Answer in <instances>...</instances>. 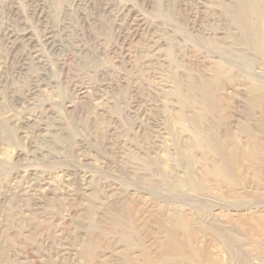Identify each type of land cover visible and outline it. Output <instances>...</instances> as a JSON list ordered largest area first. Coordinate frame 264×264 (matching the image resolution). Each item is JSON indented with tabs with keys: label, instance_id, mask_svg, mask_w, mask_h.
Returning a JSON list of instances; mask_svg holds the SVG:
<instances>
[{
	"label": "rangeland",
	"instance_id": "374dc122",
	"mask_svg": "<svg viewBox=\"0 0 264 264\" xmlns=\"http://www.w3.org/2000/svg\"><path fill=\"white\" fill-rule=\"evenodd\" d=\"M38 1L0 0V264H264V0Z\"/></svg>",
	"mask_w": 264,
	"mask_h": 264
},
{
	"label": "bare ground",
	"instance_id": "6f19581e",
	"mask_svg": "<svg viewBox=\"0 0 264 264\" xmlns=\"http://www.w3.org/2000/svg\"><path fill=\"white\" fill-rule=\"evenodd\" d=\"M30 1V3H32L34 0H29ZM75 1V9H81V3L79 2H77V0H74ZM84 1V0H83ZM47 3H48V0H39L38 1V3L37 4H41V6L43 7V10L41 11L42 13L44 12V11H46V7H47ZM47 9H48V7H47ZM105 10V9H104ZM105 12V11H104ZM49 13V12H48ZM108 13H111V10H109V12ZM45 22H48V16H46L45 17V19H43V18H41V19H39L38 20V23L39 24H41V25H43V24H45ZM62 23L63 24H65V26H66V23H67V21H65V20H63L62 21ZM195 23V22H194ZM40 25V26H41ZM44 27H46L45 25H44ZM7 32V31H6ZM12 33V32H11ZM7 34V33H6ZM57 33H56V30L54 31V29H51V28H45L44 29V31H43V40H44V44L48 47V49H49V51H53V52H55L58 48H59V44H58V37H57ZM11 36H13V35H11ZM16 36V35H15ZM5 37H6V35H5ZM3 38V37H2ZM14 38V37H13ZM5 39V38H4ZM2 40V39H1ZM6 40V39H5ZM5 43L4 44H8V42L7 41H4ZM12 44V43H11ZM14 45V44H13ZM12 45V46H13ZM7 49V48H6ZM76 50V49H75ZM12 51V50H11ZM13 52V51H12ZM8 52H6V54H7ZM9 53H11V52H9ZM18 56V55H17ZM10 57V56H9ZM17 58H22V57H17ZM31 58V57H30ZM34 58H35V60H37L38 61V63H37V61L36 62H32V66L34 65L35 67H36V69L38 68V70H42L43 69V58L41 57V56H39V55H35L34 56ZM25 59V60H24ZM15 59H12L11 58V63L13 62H15L14 61ZM26 58H23V59H20V65H19V67L16 69L15 67L13 68V67H11L10 68V66H8V60L6 61V63L4 64V66L1 68L2 70H3V74H4V77H3V82H4V84L7 86V82H8V80L10 79V80H12L13 78H22V79H24V80H29V82H33V79L36 77V75H30V74H28V71H30V68H28L27 67V64H26ZM30 61H32L31 59H30ZM29 61V62H30ZM19 62V61H18ZM17 62H15V64H16ZM17 64H19V63H17ZM8 66V67H7ZM4 68H5V70H4ZM6 69H9L12 73H10V74H7V73H5V72H8V71H6ZM2 70H1V72H2ZM45 70V69H44ZM43 70V71H44ZM5 71V72H4ZM9 73V72H8ZM33 73H35V72H33ZM42 73V72H41ZM43 73H45V72H43ZM2 75V74H1ZM2 77V76H1ZM43 78V77H42ZM37 82V81H36ZM34 83V82H33ZM33 83H31V84H33ZM37 84V83H36ZM34 85V84H33ZM36 86V85H35ZM39 86V85H38ZM5 88V87H4ZM36 88V87H35ZM28 91V90H27ZM32 91V90H31ZM33 93H34V91H33Z\"/></svg>",
	"mask_w": 264,
	"mask_h": 264
}]
</instances>
